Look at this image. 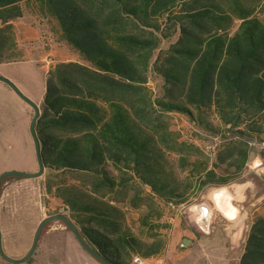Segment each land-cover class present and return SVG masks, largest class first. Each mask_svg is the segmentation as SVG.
Instances as JSON below:
<instances>
[{"label": "trees", "instance_id": "1", "mask_svg": "<svg viewBox=\"0 0 264 264\" xmlns=\"http://www.w3.org/2000/svg\"><path fill=\"white\" fill-rule=\"evenodd\" d=\"M26 19L79 58L46 80V193L110 263L156 256L165 240L155 230L170 228L155 223L156 200L177 207L238 182L264 142V0H0V65L30 59L14 25ZM172 115L219 139L215 162L182 141ZM143 205L140 237L126 210ZM241 264H264L262 214Z\"/></svg>", "mask_w": 264, "mask_h": 264}, {"label": "rangeland", "instance_id": "2", "mask_svg": "<svg viewBox=\"0 0 264 264\" xmlns=\"http://www.w3.org/2000/svg\"><path fill=\"white\" fill-rule=\"evenodd\" d=\"M31 20L14 22L19 35V50H25L30 59L1 64L0 76L10 80L25 97L42 109L46 95V80L50 71L60 62L78 61L79 58L68 45L61 43L57 36H51L48 31L40 34L36 29V26L39 27L38 24L33 22L35 20ZM149 84L154 92L158 91L161 85L152 74ZM33 116L34 110L13 88L0 81V175L10 171L31 173L39 170L35 146L30 134ZM170 118L173 130L180 135L182 141L199 147L211 157L212 162H215L219 139L199 132L184 116L172 115ZM259 158L264 160V142L256 141L252 143L249 161L251 166ZM249 169L250 167H247L246 170ZM51 174V171L46 168L42 177L13 180L4 189L5 195L0 209V227L3 233L4 250L13 259H21L29 253L38 225L46 215H67L62 203L46 193V182ZM55 179L57 180V177ZM66 179L73 181V178ZM241 180L242 178L236 183H240ZM12 184L14 185L10 187ZM156 204V210L162 213V217L154 219L155 223L167 224V221L163 223L162 219L166 215L170 216L175 206L167 205L159 200H156ZM126 211L127 222L133 232L137 236L145 237L141 233L139 218L149 212L148 207L143 205L140 209ZM63 227V232L66 233H61ZM46 231L48 232L47 240L49 239L51 244L63 242L65 234H68L69 239L66 237L68 241L71 240L72 235L62 222L51 223L46 227ZM155 234L165 240L163 228H157ZM47 240L38 253L23 264H45L50 248ZM72 240L76 242L74 238ZM178 240L179 236H176L175 241L178 242ZM56 262L61 264V258L58 257ZM0 264L13 263L0 259Z\"/></svg>", "mask_w": 264, "mask_h": 264}, {"label": "crops", "instance_id": "3", "mask_svg": "<svg viewBox=\"0 0 264 264\" xmlns=\"http://www.w3.org/2000/svg\"><path fill=\"white\" fill-rule=\"evenodd\" d=\"M248 167L240 183L208 188L191 203L175 206L170 216H164L162 222L170 225L164 230L165 246L146 263L241 264L254 216L264 215V160H255L253 166L249 162ZM62 229L61 233H66ZM47 233L45 230L36 253L47 240ZM66 237L68 234L61 243L47 240L50 248L45 264H57L58 257L61 264H102L83 252L72 236L69 241Z\"/></svg>", "mask_w": 264, "mask_h": 264}, {"label": "water", "instance_id": "4", "mask_svg": "<svg viewBox=\"0 0 264 264\" xmlns=\"http://www.w3.org/2000/svg\"><path fill=\"white\" fill-rule=\"evenodd\" d=\"M0 81L6 83L8 86L13 88L17 92V94L20 96V98H22L34 110V116H33L32 122L30 124V134H31L32 140L34 142L36 156H37V160H38V166H39V170L37 172L28 173V172L10 171V172H5V173L1 174L0 175V202H1V196H2L1 184L5 179H10V178L36 179V178H40L45 173L46 165H45V161L43 158L41 143H40V140H39V137L37 134V124H38V122L40 120V116H41V109H40L39 105H37L36 103H34L33 101H31L30 99L25 97L10 80L0 76ZM53 222H62L66 226V228H68L73 233V235L76 237L77 241L82 246V248L88 254H90L92 257H94L96 260H98L102 264H112L107 259H105L98 251H96L94 248H92L86 242V240L83 238V236L81 235L80 231L75 226V224L71 221V219L67 215H64V214H57V215H53V216L46 215L44 217V219L38 225V228L35 232V236H34V240H33L31 250L29 251V253L25 257H23L21 259H13L6 254L4 247H3V233H2V230L0 227V255H1V257L5 261L13 263V264H23V263L28 262L34 256L36 251L38 250L44 229Z\"/></svg>", "mask_w": 264, "mask_h": 264}, {"label": "built area", "instance_id": "5", "mask_svg": "<svg viewBox=\"0 0 264 264\" xmlns=\"http://www.w3.org/2000/svg\"><path fill=\"white\" fill-rule=\"evenodd\" d=\"M129 264H147L146 259L139 254L133 255Z\"/></svg>", "mask_w": 264, "mask_h": 264}, {"label": "bare ground", "instance_id": "6", "mask_svg": "<svg viewBox=\"0 0 264 264\" xmlns=\"http://www.w3.org/2000/svg\"><path fill=\"white\" fill-rule=\"evenodd\" d=\"M240 189V188H239Z\"/></svg>", "mask_w": 264, "mask_h": 264}, {"label": "flooded vegetation", "instance_id": "7", "mask_svg": "<svg viewBox=\"0 0 264 264\" xmlns=\"http://www.w3.org/2000/svg\"><path fill=\"white\" fill-rule=\"evenodd\" d=\"M49 226V225H48Z\"/></svg>", "mask_w": 264, "mask_h": 264}]
</instances>
